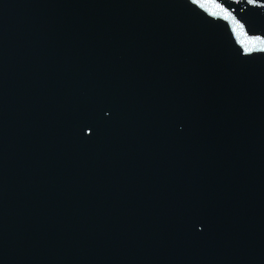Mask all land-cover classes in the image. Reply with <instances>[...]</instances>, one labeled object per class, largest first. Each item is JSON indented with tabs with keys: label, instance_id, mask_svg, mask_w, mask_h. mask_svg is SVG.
<instances>
[{
	"label": "water",
	"instance_id": "95a60500",
	"mask_svg": "<svg viewBox=\"0 0 264 264\" xmlns=\"http://www.w3.org/2000/svg\"><path fill=\"white\" fill-rule=\"evenodd\" d=\"M0 264H264V0H0Z\"/></svg>",
	"mask_w": 264,
	"mask_h": 264
},
{
	"label": "snow or ice",
	"instance_id": "6c2138e0",
	"mask_svg": "<svg viewBox=\"0 0 264 264\" xmlns=\"http://www.w3.org/2000/svg\"><path fill=\"white\" fill-rule=\"evenodd\" d=\"M214 15H217V14H219V13H213ZM240 27H242V26H240V25H234V28H240ZM246 50L247 51H252V49L251 48H247L246 47Z\"/></svg>",
	"mask_w": 264,
	"mask_h": 264
}]
</instances>
